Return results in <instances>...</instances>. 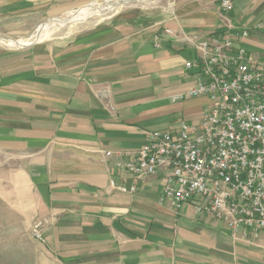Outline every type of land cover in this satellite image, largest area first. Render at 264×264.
Returning <instances> with one entry per match:
<instances>
[{
  "label": "crops",
  "instance_id": "crops-1",
  "mask_svg": "<svg viewBox=\"0 0 264 264\" xmlns=\"http://www.w3.org/2000/svg\"><path fill=\"white\" fill-rule=\"evenodd\" d=\"M94 1L0 0V39L18 45L0 43V206L12 219L2 229L25 230L41 252L0 264H264V238L160 202L159 173L137 180L115 167L152 132L207 114L205 99L172 101L195 83L188 38L246 32L237 43L264 69V0H232L230 13L220 0H159L63 43L28 42ZM38 219L44 243L31 234ZM2 244L21 249L17 234Z\"/></svg>",
  "mask_w": 264,
  "mask_h": 264
},
{
  "label": "built area",
  "instance_id": "built-area-1",
  "mask_svg": "<svg viewBox=\"0 0 264 264\" xmlns=\"http://www.w3.org/2000/svg\"><path fill=\"white\" fill-rule=\"evenodd\" d=\"M220 7L232 12V0H220ZM246 36L188 38L197 55L185 70L195 83L172 101L205 99L207 114L199 123L180 121L174 131L152 132L137 151L118 153L115 167L137 180L161 174L160 202L190 203L195 212L258 241L264 238V69L237 43ZM47 223L38 219L31 228L41 243Z\"/></svg>",
  "mask_w": 264,
  "mask_h": 264
},
{
  "label": "rangeland",
  "instance_id": "rangeland-1",
  "mask_svg": "<svg viewBox=\"0 0 264 264\" xmlns=\"http://www.w3.org/2000/svg\"><path fill=\"white\" fill-rule=\"evenodd\" d=\"M134 1L135 0L131 1L130 3H126L124 5H118V4L115 5V4H111L109 0H96L93 3L89 4L87 6L88 8L84 7V10L82 11V14H81V18L78 22L50 29L49 31L45 33L44 39L41 40L40 42L49 43V44L63 43L95 27L96 25L100 23H103L107 18L111 17L112 15L116 14L119 11H125L127 9H132V8H142V7H147L148 5H151V4H138V3H134ZM149 1L153 4L154 2L159 1V0H149ZM97 2L99 3V6L96 8H93L95 7L94 3H97ZM78 10L79 9L73 10L55 19L56 20L71 19L72 15ZM55 19H49L45 21L44 23L38 25L36 29L32 32V34H34L38 28L52 22ZM8 222L9 223L12 222V219L8 218V213H4L3 207L0 206V242L7 241L9 240V238L17 234L18 239L21 243V249L10 248L9 245L3 246L4 244H2L0 247L1 248L0 255L4 257L5 256L8 257L9 255H11L13 256V258H15V256L19 257V255H25L24 250H26V255L41 256V252L39 248L38 247L36 248L32 244V242L30 241V238L28 237L29 235L25 230L23 232L17 231V233H15L14 231H7V230L4 231L2 229V226ZM17 226L19 228L21 227L19 224H17ZM22 233L23 235L20 236L19 238V235ZM259 240H262V238Z\"/></svg>",
  "mask_w": 264,
  "mask_h": 264
},
{
  "label": "bare ground",
  "instance_id": "bare-ground-1",
  "mask_svg": "<svg viewBox=\"0 0 264 264\" xmlns=\"http://www.w3.org/2000/svg\"><path fill=\"white\" fill-rule=\"evenodd\" d=\"M133 0H109V2L111 4H118V5H124L126 3H129ZM134 2L136 3H140V4H152L149 0H135ZM156 3V2H155ZM94 6L93 8H96L99 6V3H94ZM88 8V7H87ZM85 8V9H87ZM84 9H79L78 11H76L73 15H72V18L71 19H58V20H53L52 22L46 24V25H43L42 27L38 28L36 30V32L28 39V42H36V41H39L41 40L43 37H45V33L47 31H49L50 29H53V28H57V27H60V26H64V25H67V24H71V23H75V22H78L81 18V14H82V11ZM0 43H4V44H7L8 46H18V45H15V43H8V42H5L3 40L0 39ZM21 46V45H20Z\"/></svg>",
  "mask_w": 264,
  "mask_h": 264
}]
</instances>
